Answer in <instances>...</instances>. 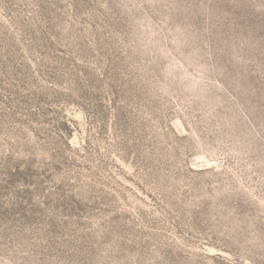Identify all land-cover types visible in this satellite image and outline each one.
<instances>
[{
	"label": "rangeland",
	"instance_id": "obj_1",
	"mask_svg": "<svg viewBox=\"0 0 264 264\" xmlns=\"http://www.w3.org/2000/svg\"><path fill=\"white\" fill-rule=\"evenodd\" d=\"M0 264H264V0H0Z\"/></svg>",
	"mask_w": 264,
	"mask_h": 264
}]
</instances>
